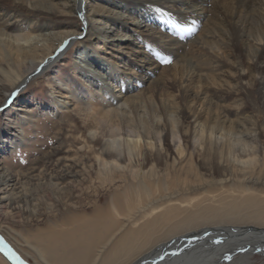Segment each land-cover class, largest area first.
<instances>
[{
	"label": "rangeland",
	"instance_id": "1",
	"mask_svg": "<svg viewBox=\"0 0 264 264\" xmlns=\"http://www.w3.org/2000/svg\"><path fill=\"white\" fill-rule=\"evenodd\" d=\"M89 9L86 5L84 12ZM79 39L81 37L76 38ZM73 43L46 75L31 79L17 97L6 100L0 96L3 136L0 139L4 140H0L1 167L13 173L32 171L37 175L42 171L52 173L57 166L76 165L73 167L76 179L61 184L64 201L54 211L57 217L61 213L66 215V226L72 227L70 233L60 229V225L47 231V224H43L45 215H39L37 219L42 220L35 221L36 217L29 211V214L18 208L0 211V234L28 264L35 261L21 253V248H26L22 239L32 240L31 229L35 227L43 231L40 234L34 231L41 237L35 242L43 244L46 250L51 247H46V243L53 242L59 231L65 233L63 244L67 236L71 240L79 235L82 241L76 240L80 243L74 244L71 250L75 257L74 253L78 257L86 253L81 252L85 243L103 242L104 229L97 213L111 210V202L117 198H122L117 203L118 210L125 205V198H130V205L127 216L117 215L113 210L112 219L105 223L113 229L109 233L111 238L105 258H131L133 256L128 252L124 255L131 245L204 226L264 227V96L257 92L250 70L243 86L235 79V70L230 66L236 58L226 57L229 65L216 66L206 51L192 43L185 44L181 55L194 58L195 67H201L208 76H216L225 69L232 73L231 76L211 82L196 80L180 72V75L168 72L157 93H146L147 99L142 96L141 99L146 100L140 105L142 110L129 113L127 127H123L120 118H115L114 124H119L120 129L94 143V129L87 128L82 117H73L75 98L65 93L70 90L76 93L74 86L87 83L81 79H86L84 74L73 72V60L79 52V47ZM219 49L223 50L221 45ZM238 49L240 44L236 43L234 52L238 53ZM239 60L244 62L243 56ZM74 75L77 78H73ZM168 107L174 112L171 115H165ZM28 109L29 114L25 111ZM137 135L141 136L137 143L140 147L131 149L129 159L138 171V177L134 179L126 172L110 186L99 185L95 178L98 170L93 164L98 156L112 159V155L102 154L106 141L121 137L124 144L131 145L129 139H137ZM124 160L122 158L120 163H127ZM148 185L153 191L148 190ZM48 189L46 180H22L15 201L20 206L26 201L30 204L41 202L42 207L49 202L51 207L53 201L49 200ZM71 202L73 206L76 203L75 207L68 206ZM52 208L57 207L53 205ZM92 230L94 237H91ZM252 259V264H264V256L254 254Z\"/></svg>",
	"mask_w": 264,
	"mask_h": 264
},
{
	"label": "bare ground",
	"instance_id": "2",
	"mask_svg": "<svg viewBox=\"0 0 264 264\" xmlns=\"http://www.w3.org/2000/svg\"><path fill=\"white\" fill-rule=\"evenodd\" d=\"M86 5L90 9L84 12ZM79 37L81 39L76 40ZM72 42L79 47L73 60V72L84 74L86 79H81L87 83L74 84L77 85L74 86L76 93L72 90L65 93L75 98L73 117H82L87 128L94 129V143L120 129L119 124H114L115 118H120L123 127H127L129 113L142 110L140 105L147 99L145 94L156 92L168 72H180L196 80L211 82L231 76L226 69L217 72L216 76H208L201 67H195L194 58L181 55L185 44L192 43L206 51L216 66L229 65L227 60L236 58L230 65L235 70V79L244 86L247 82L244 78L250 76L247 74L250 70L257 92L264 96V0H0V96L6 100L17 97L31 79L46 75ZM236 43L240 44L238 53L234 52ZM220 45L223 50L219 49ZM240 56L244 62L239 60ZM226 57L229 58L226 60ZM164 60L171 62L166 65ZM142 96L146 98L142 100ZM25 111L30 112L29 109ZM172 112V107H168L165 115ZM1 134L0 129V138L3 137ZM140 137L129 139L131 145L124 144L121 137L106 141L102 154L113 157L110 160L96 158L93 168L98 170L95 178L99 185L110 186L126 172L134 179L138 177L129 156L131 149H138ZM122 158L127 163L121 164ZM74 166H57L52 173L42 171L33 175L32 171L13 173L0 165V194L9 191L0 197V211L4 208L29 211L36 217L35 221L42 220L37 219L39 215H45L43 224H47V231L60 225V229L70 233L72 227L66 226V215L61 213L57 217L54 211L64 201L61 184L76 179ZM33 179L46 180L50 188L49 200L57 208L50 207L49 202L42 207L41 202L30 204L26 201L20 206L15 201L21 181ZM148 190L152 188L149 186ZM121 199L112 200L111 210L97 213L104 222L100 221L105 240L96 241L98 244L94 241L85 243L86 247L81 251L86 252L84 255H71L73 245H78L80 242L76 240L81 237L75 235L70 240L67 236L63 244L65 233L60 231L53 242L46 243V247L51 246L46 250L43 244L35 242L41 238L38 234L43 232L39 227L31 229L32 240L22 239L26 248H21V253L31 257L34 264H252L254 254L264 256V227L218 224L131 245L124 253H130L131 258H105L111 238L109 233L113 230L105 223L112 219L113 210L117 215H128L130 198H125V205L118 210L117 203ZM75 204L73 206L71 202L68 206L75 207ZM34 231L39 233L35 235ZM17 233L22 237L20 232ZM91 234L94 237L93 230ZM0 237L9 247L0 243L2 264H20L17 258L25 261L1 234ZM236 253H239L238 257H234Z\"/></svg>",
	"mask_w": 264,
	"mask_h": 264
},
{
	"label": "water",
	"instance_id": "3",
	"mask_svg": "<svg viewBox=\"0 0 264 264\" xmlns=\"http://www.w3.org/2000/svg\"><path fill=\"white\" fill-rule=\"evenodd\" d=\"M0 243L2 244V246L3 247H6V248H9L8 247V245L4 242V240L0 237ZM9 250V252L11 253L12 252V250L11 249H8ZM15 254V253H14ZM16 255V254H15ZM16 258H17V256H16ZM18 259V262L20 263V264H28L26 261H23L22 259H19V258H17Z\"/></svg>",
	"mask_w": 264,
	"mask_h": 264
},
{
	"label": "snow or ice",
	"instance_id": "4",
	"mask_svg": "<svg viewBox=\"0 0 264 264\" xmlns=\"http://www.w3.org/2000/svg\"><path fill=\"white\" fill-rule=\"evenodd\" d=\"M171 61L169 60H164L163 63H170ZM13 95H15V93H13Z\"/></svg>",
	"mask_w": 264,
	"mask_h": 264
}]
</instances>
